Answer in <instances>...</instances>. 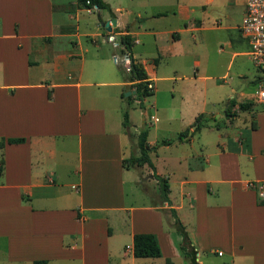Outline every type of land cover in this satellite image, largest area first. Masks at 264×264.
<instances>
[{
    "label": "crops",
    "instance_id": "1",
    "mask_svg": "<svg viewBox=\"0 0 264 264\" xmlns=\"http://www.w3.org/2000/svg\"><path fill=\"white\" fill-rule=\"evenodd\" d=\"M102 1L107 8L80 7L76 0H0V140L24 139L0 147V264H175L185 258L180 245L194 251L196 264L200 255L217 252L228 264H264V198L244 187L264 182V108L252 105L256 75L239 74L216 115L221 119L212 121L216 131L229 130L240 118L237 105L248 102L242 112L251 120L239 119V130L205 139L201 130L211 124L205 126L200 112L186 129L149 139L157 117L135 124L123 111V98L129 106L137 97L127 72L112 60L128 57L119 35L131 37L129 56L142 65L154 96L153 82L164 78L154 69L177 55L179 33L199 31L202 20L177 0H153L157 10L129 20L124 12L130 10ZM232 28L246 41L238 25ZM139 36L149 41L148 60L135 51L143 45ZM240 40L226 43L234 48L231 57L248 58ZM247 86L251 93L243 95ZM230 106L232 112L225 111ZM144 127L153 171L168 183L167 203L158 198L147 164L123 161L138 154L136 136ZM164 139L169 143L160 144ZM135 233L153 234L160 256H132Z\"/></svg>",
    "mask_w": 264,
    "mask_h": 264
},
{
    "label": "rangeland",
    "instance_id": "2",
    "mask_svg": "<svg viewBox=\"0 0 264 264\" xmlns=\"http://www.w3.org/2000/svg\"><path fill=\"white\" fill-rule=\"evenodd\" d=\"M113 6H123L127 10L124 12L127 20L134 18L136 12L142 14L146 10H157L150 2L153 0H108ZM242 0H177V4L185 6L189 11L190 17H199L202 20L199 31H187L179 33L180 41L177 45V55L171 58L160 60L158 67L154 70L157 79L153 82L154 96L144 97L143 107L146 114L140 108L139 100L134 99L127 106L123 98V111L126 110L130 119L135 124H140L143 116L148 120V115L157 117V121H152L149 129V139L166 138L174 133V129L183 126L186 129L187 122L191 116L202 113V119L209 121L201 132L205 139H213L216 133H223L228 127L216 131L213 120L221 119L224 110V103L228 100L229 88L233 87L232 82H238L242 75L246 78H252L256 75V70L244 55L231 57L233 47L226 43L238 38L242 43L246 41L240 38L232 28L238 25L242 13ZM182 17V16H181ZM178 23V28L182 27V22ZM194 21V20H193ZM218 23V24H217ZM143 45H135V51L139 58L148 60L152 55L149 47V41L138 37ZM83 39V38H82ZM117 36H115V41ZM150 40L152 41L151 37ZM150 41V42H151ZM108 47H110L108 45ZM107 47V48H108ZM155 57V55H153ZM119 58V55L118 57ZM197 61L198 65L193 62ZM122 67L121 64H118ZM121 74L123 71H121ZM127 72V71H125ZM209 76L211 78H201ZM251 88L248 86L242 91L247 94ZM251 93V91H250ZM124 94V93H123ZM248 95V94H247ZM246 95V96H247ZM236 98V97H235ZM237 99V98H236ZM154 101V103H151ZM242 101V100H241ZM252 105L260 108L257 103ZM156 109V111L154 110ZM225 111L232 112V108L227 107ZM238 118L228 131H236L242 127L239 119L246 118L249 124L251 120L247 112L238 110ZM212 114V115H210ZM168 120H166V118ZM194 126V125H193ZM250 126H248L249 129ZM204 138V137H203ZM201 264H228L225 255L203 254L199 256ZM175 264H190L187 258H181Z\"/></svg>",
    "mask_w": 264,
    "mask_h": 264
},
{
    "label": "trees",
    "instance_id": "3",
    "mask_svg": "<svg viewBox=\"0 0 264 264\" xmlns=\"http://www.w3.org/2000/svg\"><path fill=\"white\" fill-rule=\"evenodd\" d=\"M86 0H76L78 6L90 8L92 6H95L98 9H104L107 8V5L103 3L102 0H88V3H85ZM163 12L157 13V15H162ZM119 43L122 46L123 52L126 54L128 53L129 58V68L127 70V78L131 83V87L133 88V92L137 99L141 101L144 97L151 95L152 90L147 89L146 84L149 82L147 79V75L140 63L133 60L129 56L130 48L132 45V39L128 34H121L119 35ZM255 83V80L252 81V84ZM131 95L126 96L125 98L128 100L130 99ZM230 104H234V100H229ZM249 105L248 102L246 103H239L237 106L239 109H246ZM228 115V114H227ZM122 125L123 127L128 126V120H127V114L126 112H123L122 114ZM198 128V127H197ZM187 130L180 133L178 136V140H181V138L186 134ZM146 133L147 128H142L139 130L136 136V147L138 150L137 155H130L127 158L123 159L124 162H126L128 165L137 167L141 166L142 164H147L148 167L152 170V176L156 180V186H157V194L158 198L161 202H168L167 198V190H168V183L166 178H163L159 175H156L153 171V165L149 160L148 157V146L146 144ZM23 138H6L0 140V147L3 146V144L6 143H21L23 142ZM169 140H161L160 144H168ZM0 171H1V162H0ZM170 215L173 220V225L176 228V232L183 237H185V232L183 231V227L178 221L174 211L170 209ZM179 249L181 253L183 254V257L187 258L189 260L190 264H196L194 261V251L193 250H186L185 246L180 245ZM131 254L134 257H159L160 256V249L157 244L156 238L151 233H135L132 235L131 239ZM166 264H170L168 259H165Z\"/></svg>",
    "mask_w": 264,
    "mask_h": 264
},
{
    "label": "built area",
    "instance_id": "4",
    "mask_svg": "<svg viewBox=\"0 0 264 264\" xmlns=\"http://www.w3.org/2000/svg\"><path fill=\"white\" fill-rule=\"evenodd\" d=\"M243 13L238 24L239 33L246 39L248 49V59L256 70L253 84V99L264 108V0H242ZM88 3V0L85 1ZM109 42H113L111 35L107 36ZM116 64H121L125 71L129 68V58L124 55L117 58L112 57ZM147 89L152 90V85L148 82ZM244 187L255 190L259 198H264V182L246 181ZM217 252V255H220Z\"/></svg>",
    "mask_w": 264,
    "mask_h": 264
},
{
    "label": "water",
    "instance_id": "5",
    "mask_svg": "<svg viewBox=\"0 0 264 264\" xmlns=\"http://www.w3.org/2000/svg\"><path fill=\"white\" fill-rule=\"evenodd\" d=\"M110 23H111V26L114 25V21H113V19H111ZM104 25H105V27H107V29L110 28L109 25H108V22H105ZM127 94H128V93L125 92V93H124V96H126ZM188 134H189V133H188Z\"/></svg>",
    "mask_w": 264,
    "mask_h": 264
}]
</instances>
